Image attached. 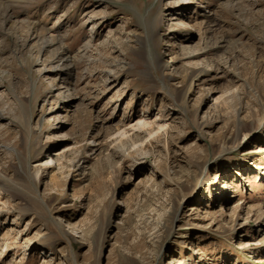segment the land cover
Instances as JSON below:
<instances>
[{"label": "rangeland", "instance_id": "374dc122", "mask_svg": "<svg viewBox=\"0 0 264 264\" xmlns=\"http://www.w3.org/2000/svg\"><path fill=\"white\" fill-rule=\"evenodd\" d=\"M13 11L83 57L0 35V264H264V0Z\"/></svg>", "mask_w": 264, "mask_h": 264}, {"label": "bare ground", "instance_id": "6f19581e", "mask_svg": "<svg viewBox=\"0 0 264 264\" xmlns=\"http://www.w3.org/2000/svg\"><path fill=\"white\" fill-rule=\"evenodd\" d=\"M20 2H22V0H0V35L4 36L3 37L4 40L5 37H11L14 48H16V50L18 51L24 49L25 47H27V45L30 46L32 42H35L36 45L38 46L37 49L38 53L44 51L48 46L52 44L55 45L56 43H58L57 46L58 49H56V51L59 50V53L57 54V62L61 63V65L73 66L76 63L77 59H81L83 57L82 55H80L78 56V58H75L76 56L73 58L72 56L67 55L68 53L66 49L61 45L62 37L54 36L55 32H58L57 29L56 30L45 29V33L48 32L49 34H52L54 37H51L50 35L47 36L43 33L44 27L39 25L40 23L37 24V21L36 22H33L32 20L29 21L28 24L25 25V29L23 28V30H21L22 32H18V28L16 24L13 21H11V18L13 16L14 8L18 7ZM59 26L61 25L59 24ZM142 42H143L142 43L143 46L144 45L146 46L147 41H142ZM89 44L90 43L86 44V47L84 49L85 55H87L88 53L87 51ZM179 210H180V205L174 208L173 219H172L173 221L178 219Z\"/></svg>", "mask_w": 264, "mask_h": 264}]
</instances>
